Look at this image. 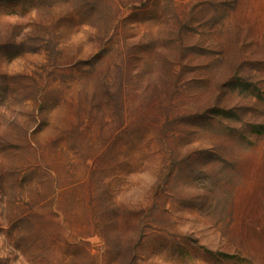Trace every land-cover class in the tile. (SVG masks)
I'll list each match as a JSON object with an SVG mask.
<instances>
[{"label":"rangeland","instance_id":"1","mask_svg":"<svg viewBox=\"0 0 264 264\" xmlns=\"http://www.w3.org/2000/svg\"><path fill=\"white\" fill-rule=\"evenodd\" d=\"M264 0H0V264H264Z\"/></svg>","mask_w":264,"mask_h":264},{"label":"trees","instance_id":"2","mask_svg":"<svg viewBox=\"0 0 264 264\" xmlns=\"http://www.w3.org/2000/svg\"><path fill=\"white\" fill-rule=\"evenodd\" d=\"M252 130L255 131V133L258 135H263L264 134V125H255V126H253Z\"/></svg>","mask_w":264,"mask_h":264}]
</instances>
